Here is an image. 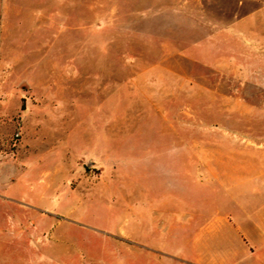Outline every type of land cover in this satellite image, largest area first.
I'll list each match as a JSON object with an SVG mask.
<instances>
[{
	"label": "rangeland",
	"instance_id": "rangeland-1",
	"mask_svg": "<svg viewBox=\"0 0 264 264\" xmlns=\"http://www.w3.org/2000/svg\"><path fill=\"white\" fill-rule=\"evenodd\" d=\"M261 144L254 0H0V264H264Z\"/></svg>",
	"mask_w": 264,
	"mask_h": 264
},
{
	"label": "crops",
	"instance_id": "crops-1",
	"mask_svg": "<svg viewBox=\"0 0 264 264\" xmlns=\"http://www.w3.org/2000/svg\"><path fill=\"white\" fill-rule=\"evenodd\" d=\"M255 3H256V7L259 8V9H264V0H254ZM242 3V2H241ZM248 18H244L243 21H247ZM241 20H236V24L238 25L240 23ZM242 23V22H241ZM245 23V22H244ZM226 35L227 37H231V36H234L236 37L238 40H247V39H257L255 38L252 34H250L249 32H243L241 33L240 35H234L232 32L228 31L226 29ZM260 147H264V145H260ZM189 152H192L193 153V159L196 160V153H200V155L198 156L199 159L201 161H203L202 159H204V154H207L209 152H212L210 149H208L206 146L202 145V146H196V145H193V146H189ZM212 157H209V160L208 161H205V166H210V164H212ZM204 164V162H203ZM210 168V171H213V168H212V165L209 167ZM256 180L252 181L249 183V185H252L250 186L251 188H246L244 185H246V182H242L241 186H243L240 190V193L238 194L237 196V202H241L239 201L240 200V197H242V192L244 193L245 191H249L252 189L253 193H256V194H259L261 193V191L264 190V188H259L260 186L264 187V180H258V181H261V182H255ZM259 183L260 185H257ZM259 186V187H258ZM264 194V193H263ZM242 200V199H241ZM264 204V203H263ZM261 206V205H260ZM241 209L242 210H249V207H247V205L245 206L243 202H241ZM262 210H263V213L262 212H258L257 215L254 213L253 215H251L250 211H246V213H248V215L250 216L251 218V221L247 222L248 224L247 225H241L239 223H236L234 224V228H235V234H236V239H239L240 235L239 234H242L243 237L249 242V244L251 245H255L257 246V248H262L264 246V238H262V232L263 230L259 229V227L261 226V223L264 221V205L262 206ZM259 214V216H258ZM262 214V215H261ZM190 215V213H189ZM220 219L219 218H211L205 225L204 227L201 229L200 231V234L198 235V237L196 236L195 237V241L196 242H199V240L203 239L204 241V245L208 246L207 243H210L207 238V235L206 234H212V233H215L218 228H220V226L222 225L220 223ZM202 232L203 235H204V238L202 237ZM206 235V236H205ZM235 239V238H234ZM252 253V252H251ZM215 258V257H214ZM232 259L234 258V256L232 255L231 257ZM207 258H204V261L203 262H199V263H205V264H226L227 262L223 261V260H218V261H206ZM237 262H230V264H235Z\"/></svg>",
	"mask_w": 264,
	"mask_h": 264
}]
</instances>
